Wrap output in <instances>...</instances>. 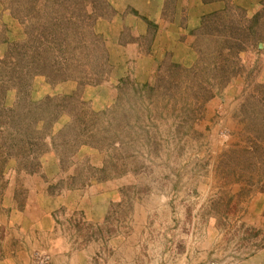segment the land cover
<instances>
[{
	"label": "rangeland",
	"instance_id": "obj_1",
	"mask_svg": "<svg viewBox=\"0 0 264 264\" xmlns=\"http://www.w3.org/2000/svg\"><path fill=\"white\" fill-rule=\"evenodd\" d=\"M0 264H264V0H0Z\"/></svg>",
	"mask_w": 264,
	"mask_h": 264
}]
</instances>
